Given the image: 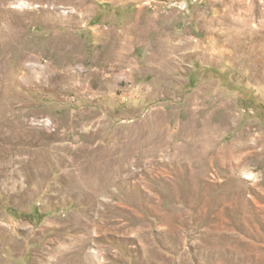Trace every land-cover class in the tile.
<instances>
[{"label":"rangeland","instance_id":"374dc122","mask_svg":"<svg viewBox=\"0 0 264 264\" xmlns=\"http://www.w3.org/2000/svg\"><path fill=\"white\" fill-rule=\"evenodd\" d=\"M95 262L264 264V0H0V264Z\"/></svg>","mask_w":264,"mask_h":264},{"label":"bare ground","instance_id":"6f19581e","mask_svg":"<svg viewBox=\"0 0 264 264\" xmlns=\"http://www.w3.org/2000/svg\"><path fill=\"white\" fill-rule=\"evenodd\" d=\"M63 259L65 260V256H64V258H63ZM95 263L97 264V262H95ZM95 263H94V264H95Z\"/></svg>","mask_w":264,"mask_h":264}]
</instances>
